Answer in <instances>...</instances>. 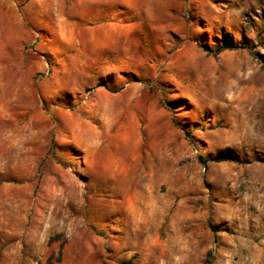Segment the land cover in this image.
Masks as SVG:
<instances>
[{
    "label": "rangeland",
    "instance_id": "obj_1",
    "mask_svg": "<svg viewBox=\"0 0 264 264\" xmlns=\"http://www.w3.org/2000/svg\"><path fill=\"white\" fill-rule=\"evenodd\" d=\"M0 264H264V0H0Z\"/></svg>",
    "mask_w": 264,
    "mask_h": 264
},
{
    "label": "bare ground",
    "instance_id": "obj_2",
    "mask_svg": "<svg viewBox=\"0 0 264 264\" xmlns=\"http://www.w3.org/2000/svg\"><path fill=\"white\" fill-rule=\"evenodd\" d=\"M146 212L149 214V215H153L156 211V207L154 204H148V206H146Z\"/></svg>",
    "mask_w": 264,
    "mask_h": 264
}]
</instances>
